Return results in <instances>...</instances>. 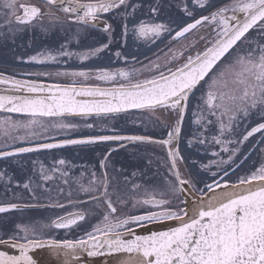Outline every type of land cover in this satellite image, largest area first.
<instances>
[{"label": "flooded vegetation", "instance_id": "1", "mask_svg": "<svg viewBox=\"0 0 264 264\" xmlns=\"http://www.w3.org/2000/svg\"><path fill=\"white\" fill-rule=\"evenodd\" d=\"M80 2L97 3L98 0ZM2 3L3 0H0ZM203 3L204 7H200L196 0H128L130 6L127 9L122 6L109 14L100 15L95 26L73 23L68 15L55 8L50 9L60 19L55 26L49 23L48 16L22 25L15 21L14 16L8 15L9 9L0 7V78L40 85L101 88L124 83L95 79L101 70L130 72L133 82L150 79L158 71L167 72V68L174 69L182 65L188 56L194 57L197 52H202L209 46V41L215 38V26L205 22L185 37L173 39L176 31L203 16L210 17L219 8L231 4L232 0H203ZM21 4L35 5L42 11L49 10L42 0H16L17 15H23L19 7ZM131 6H135V11ZM185 7L191 15L185 12ZM9 19L11 23L7 22ZM105 21L111 25L107 32L102 30ZM141 22L163 24L168 30L162 31L158 37L139 38L133 33ZM261 45H264V28L259 24L234 51L258 50ZM98 48L102 50L92 54ZM65 52L70 55L62 54ZM49 55L55 59L46 60L45 57ZM32 57H39L43 62L37 63ZM157 64L160 65L159 70L154 68ZM79 71L88 72L92 78L85 80L65 75ZM10 89V86L0 84V90ZM206 92L207 86H198L189 98L179 139L174 142V147L178 148L179 156L182 157L176 161L177 170L181 179L190 182L183 186L199 197L209 192L207 185L217 188L218 183H237L240 177L251 174L264 164V130L244 139L252 128L264 123V112L260 107L250 110L247 117L239 114L230 130L226 128L221 135L216 116L209 114L200 99ZM198 105L203 109L201 124L195 123L196 117L193 116L194 112L200 111ZM124 116L122 124L104 126L92 132L112 131V135L142 136L157 141L167 139V133L177 119L175 113L164 110H141ZM33 120L37 123L33 124ZM45 120L48 119L0 114V122H8L0 127V153H14L8 157L0 156V206H19L0 214V239L8 240L17 234L23 236L18 226L35 231V236L29 233V238L46 242L87 239V234L94 233L96 227L103 228L106 223L103 220L106 205L102 201L98 203L90 199L91 195H98V192L83 191V188L90 186L102 191L98 183H90L94 179L93 173L97 181L104 179V173H107L109 192L117 207V213L111 217L113 223L129 215H141L148 211L150 206L136 204L139 197L147 198L146 192L153 194L155 199L169 200L170 204L165 207L172 211L184 209L181 191L173 192L169 187L168 182L177 189L180 185L172 174L165 146L154 142L124 141L45 149L39 146L64 142L62 138L67 131L65 128L64 134H60L64 128H48ZM223 120L227 125V117ZM10 124H18L19 127H9ZM4 129H7V134ZM214 137L222 143L217 144ZM200 139H204L205 143H199ZM189 141L192 143L189 144ZM22 147L37 150L17 153V149ZM105 158L107 166L102 168L101 161ZM61 159L65 161L64 165L58 163ZM42 168L44 174L53 178L45 180L41 175ZM61 172L67 175L62 176ZM24 184H28L29 188H24ZM137 184L140 187L134 189L133 185ZM117 196L127 203L122 204ZM77 213L84 215L82 221L68 228L54 226V222H58L61 217L67 218ZM158 222L130 224L118 231L125 232L128 228L133 230Z\"/></svg>", "mask_w": 264, "mask_h": 264}, {"label": "snow or ice", "instance_id": "2", "mask_svg": "<svg viewBox=\"0 0 264 264\" xmlns=\"http://www.w3.org/2000/svg\"><path fill=\"white\" fill-rule=\"evenodd\" d=\"M48 11H42L35 5L21 4L23 15H17L16 0H3L0 7L10 10L9 16L15 17L18 24H31L34 20H42L49 17V23L55 26L60 22L59 17L50 10L58 9L69 16L71 22L84 25L95 26L100 19L101 13H108L114 9L130 5L128 0H98L97 3H81L80 0H44ZM200 7H204L203 0H196ZM135 11V6H131ZM185 12H188L185 7ZM153 12L156 9H152ZM231 15H226V13ZM127 14V13H126ZM74 17V19H72ZM11 23V19L7 21ZM207 22L214 25L216 36L209 41V46L202 52H197L193 56H188L186 61L173 68H167V72L158 71L150 79L135 80L133 82L132 73L117 70L110 72L101 70L95 79L104 82H118L116 87H75L51 85L44 86L29 81L11 80L6 81L0 78V84L11 83L10 91L26 92L33 95H0V110L6 112L26 113L32 117H64L67 115H88L96 114H117L129 109H142L151 112L164 110L173 112L177 119L175 125L167 133V139L152 141L167 148V155L171 161L172 174L179 185L190 183L181 179L176 167L179 156L178 148L174 147V142L178 141L181 133V125L185 112L188 108L189 96L197 86H207V92L200 97L203 106H206L209 114L216 116L219 122V129L223 135L226 128L230 130L231 124L239 114L247 117L250 110L259 106L264 112V45L257 49L245 50L244 52L234 51L238 42H244L246 33L257 24L264 28V0H232V3L219 8L211 16H203L189 23L179 31L175 32L173 39L185 37L187 33L196 29L199 25ZM111 25L105 21L102 26L103 31H109ZM165 25L154 23L146 24L141 22L134 30V35L139 38L158 37L162 31H167ZM125 35L127 26L125 25ZM204 39V37H200ZM103 47H107L104 45ZM102 49H95V54ZM70 55L69 53H62ZM117 56L120 53H116ZM182 55V54H181ZM83 58H86L83 57ZM175 58V57H173ZM46 60H54L55 57L49 55ZM37 63L43 61L39 57H32ZM156 70L160 65H154ZM152 70V69H149ZM73 77H82L85 80L92 78L88 72L79 71L65 73ZM207 78V79H206ZM204 82L203 85L201 82ZM48 92L49 95H40ZM77 97H88L91 99H77ZM100 98V99H97ZM199 112H194L195 123L201 124L204 119L203 109L198 105ZM227 117L228 124L223 118ZM211 123V121H208ZM7 121L0 122V127ZM37 123L36 120L32 121ZM61 128L73 127L69 124H59ZM9 127H19L18 124H10ZM26 127V126H25ZM92 127V125H88ZM264 130V123L252 128L244 137L245 140L253 133ZM7 134V129H4ZM217 144L222 141L214 137ZM145 141L149 140L142 136H122V135H102L88 140H66L63 144H84L95 141ZM205 143L204 139L198 140ZM192 141H189L191 144ZM61 144H42L39 147L52 149L61 147ZM37 149L22 147L17 149V153H28ZM222 150L227 151L226 148ZM215 154V153H214ZM14 155L13 152H3L0 156L8 157ZM105 160L101 161V167L105 168ZM64 165L61 159L58 162ZM53 171H57L53 169ZM41 175L45 180L53 177ZM66 176V172H61ZM93 181L98 183L100 188H83L86 193H99L91 195L90 199L106 205V212L103 220L106 222L103 228L96 227L94 233L87 234V239L81 238L77 241L65 240L62 242L43 241L29 238V233L35 236V231L28 227H21L23 236L14 235L8 240L0 239V244L9 245L18 250V255H9L0 251V264H34L29 255L34 248L49 246L53 248L67 249L65 255L75 256L76 250L88 251L89 256L101 254L99 249L107 246L109 253L124 252L134 254L125 264H264V164H261L251 174L242 176L237 183L217 184L224 191L216 192L215 188L207 185L213 195L205 202L202 201L189 209L172 211L165 206L170 204L167 199H155L153 194L146 192L147 198L136 200V204L150 206L149 210L141 215H129L123 219H118L115 223L111 217L117 213V207L109 192V180L107 173L104 179L97 181L93 173ZM67 183V181H65ZM173 192L180 190L171 185ZM140 185H133L139 188ZM24 188H29L24 184ZM163 196L164 194L161 193ZM117 199H120L117 196ZM120 202L127 201L120 199ZM63 206V205H59ZM135 206V205H134ZM19 206L11 204L0 206V213H5ZM161 209L155 211L151 209ZM72 218L61 217L58 222H54L57 228H68L83 220V214H71ZM177 220L179 226L172 227L169 231L155 232L149 236H135L134 239H124L125 236L132 235L131 228L125 232L118 229L130 224L143 225L144 223ZM89 249H91L89 251Z\"/></svg>", "mask_w": 264, "mask_h": 264}, {"label": "water", "instance_id": "3", "mask_svg": "<svg viewBox=\"0 0 264 264\" xmlns=\"http://www.w3.org/2000/svg\"><path fill=\"white\" fill-rule=\"evenodd\" d=\"M44 1V0H42ZM56 9V8H55ZM58 10V9H57ZM116 9L108 12V13H101L100 15H105L109 14ZM63 13V12H62ZM259 24L254 26L252 29L249 30L248 33H246V36ZM240 42H238L239 44ZM203 82V81H202ZM201 82V83H202ZM3 85L11 86V83H4ZM44 86H51V85H44ZM199 86V85H198ZM197 86V87H198ZM196 89L193 90L192 94L194 93ZM189 98L191 97V95ZM0 95H33L29 94L26 92H14V91H2L0 90ZM40 95H49L48 92L42 93ZM77 99H91L88 97H77ZM100 99V98H97ZM142 109H129L127 111L117 113V114H96V113H91L88 115H65L64 117H32L26 113H16V112H6L3 110H0V114H7V115H15V116H23V117H31V118H44V119H49V120H70V121H75V120H89V119H100V118H106V117H115V116H120L124 114H129L137 111H141ZM182 126V125H181ZM80 140H88V139H80ZM154 140H145L142 142H152ZM117 142H124V141H95L94 143H84V144H63L59 143L63 146L61 147H69V146H77V145H90V144H105V143H117ZM182 191H181V199L184 202V209H189L191 210L194 208L197 203H200L202 201H207L213 193L209 191L206 195L204 196H197L191 189L181 186ZM216 192H221L224 191L222 187H217L215 188ZM11 209L10 211H12ZM9 212V211H8ZM2 214V213H0ZM84 216V215H83ZM67 218H72V216H69ZM66 218V219H67ZM82 220H77V222H80ZM179 221L177 220H166L164 222H158V223H152L146 226H142L136 229L132 230V235L130 236H125L124 239H134L135 236H149L155 232H161V231H169L172 227L179 226ZM55 226V224H54ZM72 226V225H71ZM62 229V228H61ZM91 249H89L90 251ZM0 251L6 252L9 255H18V250L6 245V244H0ZM69 250L67 249H60V248H53L49 246H41L38 248H34L30 251L29 255L32 257L34 264H125V262H128L130 260L131 256H134V254H129V253H124V252H111L109 253L107 250V246L104 248H101L98 250L99 253L98 255L95 256H89L88 251H84L81 249L76 250L75 256L73 255H65V252Z\"/></svg>", "mask_w": 264, "mask_h": 264}, {"label": "rangeland", "instance_id": "4", "mask_svg": "<svg viewBox=\"0 0 264 264\" xmlns=\"http://www.w3.org/2000/svg\"><path fill=\"white\" fill-rule=\"evenodd\" d=\"M128 118L131 116H127ZM124 117H111V118H103V119H91V120H79V121H65V120H45L48 128L57 127L59 124H69L73 125V127H67V131L65 128L60 131V134L65 131V135L62 140H72V139H83L88 136L94 135H112L114 134L112 131H106L104 133H93L92 130H96L97 128H103L104 126H110L113 124H122L124 122ZM92 125V127H88V125ZM140 199L146 198L139 197ZM139 199V200H140ZM138 206L140 204H137Z\"/></svg>", "mask_w": 264, "mask_h": 264}]
</instances>
